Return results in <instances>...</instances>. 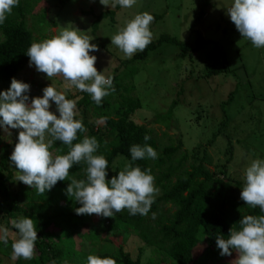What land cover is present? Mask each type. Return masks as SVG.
Returning <instances> with one entry per match:
<instances>
[{
	"label": "trees",
	"instance_id": "16d2710c",
	"mask_svg": "<svg viewBox=\"0 0 264 264\" xmlns=\"http://www.w3.org/2000/svg\"><path fill=\"white\" fill-rule=\"evenodd\" d=\"M36 4L37 0H19L18 7H14L4 24L0 25L1 83H11L29 65L26 54L34 42V32L29 30L27 19L34 14ZM120 9L117 5L116 10ZM115 15V11H107L96 16L93 33L98 31L102 20L111 18L114 22ZM164 43L177 46L180 55L190 59L208 44L200 35L194 46L171 36H162L126 63L145 60L150 52ZM211 58L212 63L206 66L204 78L228 73L222 49L215 48ZM113 86L115 92L105 97L100 106L83 94L78 107L83 106L87 111L83 119L87 132L78 133L73 144L81 142L85 135L97 139L100 147L96 154L104 155L108 160L107 180L118 176V172L128 163H132L133 167L139 166L142 171L150 168L155 178L154 185L161 194L155 198L146 216H132L127 209L115 213L111 218L96 214L77 215L75 209L82 205L66 194L70 180L58 181L44 194L22 182H19L17 189H12L14 175L9 169V157L18 143L17 137L4 146L0 156V226L15 232L11 228V220L25 216L36 222L38 240L33 259L20 258L15 260V264H52V261L55 264H87L89 255L112 258L117 264H144L142 258L145 249H151L157 256L148 264H222L231 256L220 255L216 237L229 238L230 229L234 225L239 229L238 222L243 216L264 214L259 207L251 208L240 199L245 181L229 180L226 165L218 166V169L221 168L219 172L210 170L213 161L209 157L208 147H212L213 142L197 146L191 152L185 149L181 140L177 144L161 146L154 131L133 119L141 108L140 101L133 94L134 87L120 84L117 78L113 79ZM89 111H92V115L87 114ZM101 117H107V120L99 127L97 120ZM145 135L151 137L147 142ZM145 143L157 152V158L131 161L130 147ZM50 151L55 155H64L68 147L57 141ZM231 154L233 149L226 156ZM85 168L84 163L73 165L69 177L84 179ZM94 217H97L96 222H92ZM123 234L127 236L121 245L114 246L112 241L101 239L103 235ZM130 235L137 236L145 245L136 259L125 249ZM13 239L10 236L7 245L0 241V256L11 259ZM86 244H89L88 250L84 249ZM202 245L205 249L196 258L195 251ZM234 254L233 251L232 256Z\"/></svg>",
	"mask_w": 264,
	"mask_h": 264
},
{
	"label": "rangeland",
	"instance_id": "374dc122",
	"mask_svg": "<svg viewBox=\"0 0 264 264\" xmlns=\"http://www.w3.org/2000/svg\"><path fill=\"white\" fill-rule=\"evenodd\" d=\"M111 3L109 0L106 7L100 0H37L27 26L34 32V42L50 39L65 27L75 28L81 31L80 35L91 37L90 43L99 49L89 53L97 57L94 65L97 71H105L106 76L117 78L120 84L134 87L133 94L141 104L133 116L137 124L154 131L161 146L177 144L181 140L185 149L191 152L197 146L213 142L212 147H208L213 161L210 170L219 172L221 168L217 167L226 165L229 180L244 181V171L252 160H264V48L254 47L236 30L227 15V8L233 0H136L131 8L121 7L118 11L111 7ZM107 11H115L114 22L111 18L102 20L94 34L95 17ZM144 12L154 17L150 24L151 43L162 36H171L194 46L200 35L208 44L192 59L183 58L177 46L164 43L150 52L145 60L126 63L141 52L129 58L117 46L111 45V38L135 15ZM215 48L222 49L228 73L204 78ZM16 80L30 85V91L26 93L30 99L42 98L43 89L52 84L66 98L77 101L76 119H84L87 111L83 106L79 108L78 102L87 93L66 88L62 77L48 79L34 65H28ZM10 84L0 82V93L7 91ZM50 104L49 111L59 118L55 103L50 101ZM170 110L172 113L169 114ZM87 114L92 115V111ZM98 125L102 127L104 122ZM19 131L22 129L8 128L5 131L0 127V156L4 146L14 141ZM230 149H233V155L227 157ZM9 166L14 175L12 189H17L16 167L12 162ZM160 194L161 191L155 198ZM96 221L97 217H94L92 222ZM126 236L103 235L101 239L110 240L116 246L121 245ZM88 246L86 244L84 249L88 250ZM142 248L145 245L141 239L130 235L126 251L136 259ZM204 249L202 245L195 251L196 258ZM156 257L151 249H145L142 261L148 264ZM236 258L235 253L222 264H231ZM0 260L2 264H15V261L2 256Z\"/></svg>",
	"mask_w": 264,
	"mask_h": 264
},
{
	"label": "clouds",
	"instance_id": "9594fccd",
	"mask_svg": "<svg viewBox=\"0 0 264 264\" xmlns=\"http://www.w3.org/2000/svg\"><path fill=\"white\" fill-rule=\"evenodd\" d=\"M100 3L109 6V0H100ZM135 4L136 0H112L111 7L131 8ZM18 5L19 0H0V25ZM227 15L243 39L251 41L258 49L264 48V0H233L227 8ZM153 20L154 17L147 12L135 15L112 36L111 45L117 46L129 58L138 51L143 52L152 40L150 24ZM80 32L65 27L50 39L32 42L26 55L30 67L34 65L48 79L62 77L66 88L89 94L100 106L105 97L115 92L113 78L106 76L105 71L99 73L94 67L97 57L89 53L98 51V46L90 43L91 37L80 35ZM29 91V84L13 78L10 88L0 93V127L5 131L8 128L22 129L9 157L18 170L16 180L41 194L51 190L58 181L70 180L66 194L82 205L75 209L77 215L96 214L111 218L127 209L132 216H146L159 193L151 169L142 171L139 166L128 163L118 176L107 180L108 160L104 155L96 154L100 147L97 139L85 135L81 142L73 144L78 133L87 132L83 120L76 119L77 101L66 98L52 84L43 89L42 98L30 99L26 95ZM50 101L55 103L59 118L49 111ZM106 120L107 117H101L97 123ZM150 139V136H144L145 142ZM57 141L68 147L67 154L54 155L50 151ZM129 151L133 162L157 158V152L147 143L134 144ZM80 163L86 165L85 178H70V169ZM244 181L240 199L251 208L259 207L264 213V160H252L244 171ZM10 223L16 231L0 226V241L7 245L10 236L15 237L11 244V260L33 259L38 240L36 222L24 216ZM238 223L239 229L234 225L229 238L216 237L220 255L232 256L234 251L237 258L231 264H264V214L243 216ZM87 264L117 262L112 258L89 255Z\"/></svg>",
	"mask_w": 264,
	"mask_h": 264
}]
</instances>
